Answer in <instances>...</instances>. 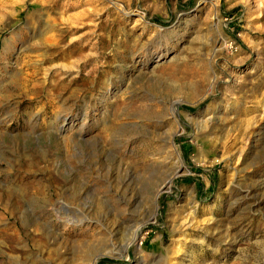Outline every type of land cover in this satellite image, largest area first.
I'll list each match as a JSON object with an SVG mask.
<instances>
[{
	"label": "rangeland",
	"instance_id": "374dc122",
	"mask_svg": "<svg viewBox=\"0 0 264 264\" xmlns=\"http://www.w3.org/2000/svg\"><path fill=\"white\" fill-rule=\"evenodd\" d=\"M0 264H264V0H0Z\"/></svg>",
	"mask_w": 264,
	"mask_h": 264
},
{
	"label": "bare ground",
	"instance_id": "6f19581e",
	"mask_svg": "<svg viewBox=\"0 0 264 264\" xmlns=\"http://www.w3.org/2000/svg\"><path fill=\"white\" fill-rule=\"evenodd\" d=\"M73 28H75V27H73ZM75 29H78V28H75ZM64 66V65H63ZM58 68V67H57ZM52 72V71H51ZM54 75H56V74H54ZM54 75H52L51 73H46V74H44V77L42 78V80L40 81V83H39V93H46L47 94V91L49 92V88L54 84V82H55V80L54 79H56V78H54L53 79V77H54ZM60 76V75H59ZM59 80H60V78H59ZM62 80V79H61ZM63 85V84H62ZM66 86V85H65ZM52 88V87H51ZM56 88H58V87H56ZM55 88V89H56ZM54 90V89H53ZM53 90H51V91H53ZM50 91V92H51ZM17 206H19V205H17ZM78 214H80V213H78ZM85 215L84 214H81V218H83Z\"/></svg>",
	"mask_w": 264,
	"mask_h": 264
},
{
	"label": "trees",
	"instance_id": "16d2710c",
	"mask_svg": "<svg viewBox=\"0 0 264 264\" xmlns=\"http://www.w3.org/2000/svg\"><path fill=\"white\" fill-rule=\"evenodd\" d=\"M103 261H107V260H103Z\"/></svg>",
	"mask_w": 264,
	"mask_h": 264
}]
</instances>
